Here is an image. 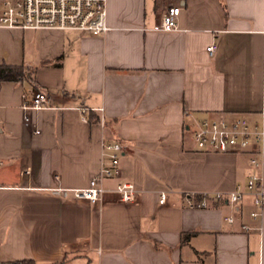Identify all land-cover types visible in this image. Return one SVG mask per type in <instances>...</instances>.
<instances>
[{
    "label": "crops",
    "instance_id": "obj_1",
    "mask_svg": "<svg viewBox=\"0 0 264 264\" xmlns=\"http://www.w3.org/2000/svg\"><path fill=\"white\" fill-rule=\"evenodd\" d=\"M169 6L179 29L157 30ZM107 11L102 35L0 28V64L33 71L0 83V264H264V214L251 218L246 189L252 174L264 180V136L260 170L253 150L205 152L194 139L205 118L244 117L264 133V0H108ZM35 90L52 108L22 109ZM107 143L123 152L103 186L132 183L137 203L49 191L87 188ZM239 187L242 204L185 206L186 193Z\"/></svg>",
    "mask_w": 264,
    "mask_h": 264
},
{
    "label": "built area",
    "instance_id": "obj_2",
    "mask_svg": "<svg viewBox=\"0 0 264 264\" xmlns=\"http://www.w3.org/2000/svg\"><path fill=\"white\" fill-rule=\"evenodd\" d=\"M108 0H0V28L18 29H57L71 30L78 33L102 35L109 29L107 20ZM181 12L179 6H169L163 13L157 26L160 31H174L179 29L178 18ZM217 48L211 44L207 50L212 54ZM52 108L45 91L35 90L30 100L22 106L23 110L40 111ZM82 115L87 109L81 108ZM86 121V118H82ZM24 121L28 118L24 116ZM194 139L199 150L213 153H235L253 150L251 164L257 170L262 168L259 159L261 149L256 148L262 142L264 133L256 126H252L244 117L234 119L205 118L197 123ZM104 154L109 157V164L105 165L99 176L94 178L87 188L67 190L53 188L49 191L61 198L71 197L74 201L99 204L108 193L118 196L119 201L131 204L137 203L140 193L132 183H121L113 191L103 186L106 178L120 174L119 159L123 152L120 143L103 144ZM247 192L253 197L254 210L251 212L253 220L264 214V180L260 174H252L246 185ZM168 192L161 194L160 204H165ZM185 206L194 210H206L214 204L228 203L242 204L245 193L239 190L226 194L215 193H186L183 195ZM227 223H234L233 216L227 217ZM243 229L249 231L248 226Z\"/></svg>",
    "mask_w": 264,
    "mask_h": 264
},
{
    "label": "trees",
    "instance_id": "obj_3",
    "mask_svg": "<svg viewBox=\"0 0 264 264\" xmlns=\"http://www.w3.org/2000/svg\"><path fill=\"white\" fill-rule=\"evenodd\" d=\"M18 80H33V71L28 67H24L22 65H10L1 63L0 64V83L5 81H18ZM190 236L187 235L184 238L186 241ZM7 264H34L32 261H20L15 263H7Z\"/></svg>",
    "mask_w": 264,
    "mask_h": 264
}]
</instances>
